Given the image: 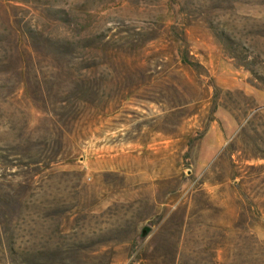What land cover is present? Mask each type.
Segmentation results:
<instances>
[{
    "label": "rangeland",
    "instance_id": "rangeland-1",
    "mask_svg": "<svg viewBox=\"0 0 264 264\" xmlns=\"http://www.w3.org/2000/svg\"><path fill=\"white\" fill-rule=\"evenodd\" d=\"M0 264H264V0H0Z\"/></svg>",
    "mask_w": 264,
    "mask_h": 264
},
{
    "label": "trees",
    "instance_id": "trees-1",
    "mask_svg": "<svg viewBox=\"0 0 264 264\" xmlns=\"http://www.w3.org/2000/svg\"><path fill=\"white\" fill-rule=\"evenodd\" d=\"M182 63L185 65H191L190 61L187 59V56L182 55Z\"/></svg>",
    "mask_w": 264,
    "mask_h": 264
}]
</instances>
